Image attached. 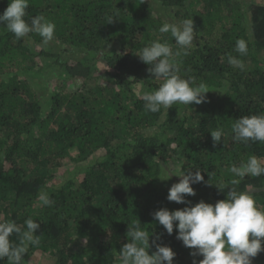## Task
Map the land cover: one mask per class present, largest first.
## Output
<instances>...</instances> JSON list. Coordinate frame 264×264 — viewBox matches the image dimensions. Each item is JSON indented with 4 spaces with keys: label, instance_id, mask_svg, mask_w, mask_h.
<instances>
[{
    "label": "trees",
    "instance_id": "16d2710c",
    "mask_svg": "<svg viewBox=\"0 0 264 264\" xmlns=\"http://www.w3.org/2000/svg\"><path fill=\"white\" fill-rule=\"evenodd\" d=\"M249 7L0 0V264H264Z\"/></svg>",
    "mask_w": 264,
    "mask_h": 264
},
{
    "label": "rangeland",
    "instance_id": "374dc122",
    "mask_svg": "<svg viewBox=\"0 0 264 264\" xmlns=\"http://www.w3.org/2000/svg\"><path fill=\"white\" fill-rule=\"evenodd\" d=\"M234 2L238 3V6L239 8L242 10V11H245V13H248L249 11V6L252 5L253 3H256V4H264V0H233ZM248 11V12H246ZM249 14V13H248ZM79 57H83V56H86V53H78ZM66 57V55H65ZM71 59V58H69ZM98 68L103 70L104 67H103V63L102 62H98ZM90 161L88 160H85L83 163L80 164L79 167L84 166L85 164H88ZM84 164V165H83ZM171 167V169L175 168V171H178V167L174 164V163H171L169 165ZM179 175H181V173H179ZM178 176V174H177ZM219 256H220V261L223 263V264H231V253L228 252L227 250H224V251H220L219 252ZM28 262L29 264H52L53 260L49 257V256H46L45 254L37 251L35 254H33L31 257L28 258Z\"/></svg>",
    "mask_w": 264,
    "mask_h": 264
}]
</instances>
